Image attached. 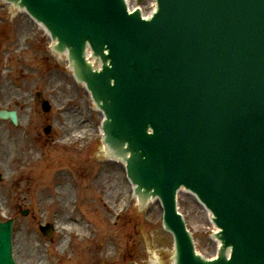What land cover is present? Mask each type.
Masks as SVG:
<instances>
[{
  "label": "water",
  "instance_id": "95a60500",
  "mask_svg": "<svg viewBox=\"0 0 264 264\" xmlns=\"http://www.w3.org/2000/svg\"><path fill=\"white\" fill-rule=\"evenodd\" d=\"M7 1L67 52L140 207L160 201L175 264H264V0H155L148 18L126 0ZM0 117L16 123L12 110ZM181 188L219 229L213 259L195 251L176 209ZM11 225L0 222V264H15Z\"/></svg>",
  "mask_w": 264,
  "mask_h": 264
},
{
  "label": "rangeland",
  "instance_id": "374dc122",
  "mask_svg": "<svg viewBox=\"0 0 264 264\" xmlns=\"http://www.w3.org/2000/svg\"><path fill=\"white\" fill-rule=\"evenodd\" d=\"M149 2L129 1L145 11ZM47 36L0 0V109L19 112L16 128L0 122V220L14 219L17 263L172 264L159 205L137 209L122 164L102 156L99 113ZM37 91L49 112L36 101ZM178 206L198 252L215 255L203 206L185 191ZM47 223L54 229L45 237L39 225Z\"/></svg>",
  "mask_w": 264,
  "mask_h": 264
},
{
  "label": "bare ground",
  "instance_id": "6f19581e",
  "mask_svg": "<svg viewBox=\"0 0 264 264\" xmlns=\"http://www.w3.org/2000/svg\"><path fill=\"white\" fill-rule=\"evenodd\" d=\"M39 26H40V25L38 24V27H39ZM40 27H41V26H40ZM40 27H39V28H40ZM41 28H42V27H41ZM22 29H23V28H22ZM70 117L72 118V116H70ZM69 125H70V127H72L71 124H69ZM72 128H73V127H72ZM103 147H104V146H103ZM123 171H124V169H123ZM208 217H209V214H208ZM216 244H217V243H216ZM216 244H215V245H216Z\"/></svg>",
  "mask_w": 264,
  "mask_h": 264
}]
</instances>
